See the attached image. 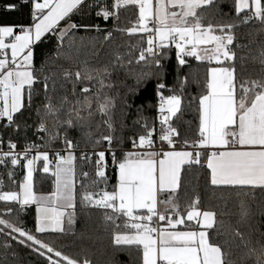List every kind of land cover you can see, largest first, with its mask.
Wrapping results in <instances>:
<instances>
[{
	"label": "snow or ice",
	"instance_id": "6c2138e0",
	"mask_svg": "<svg viewBox=\"0 0 264 264\" xmlns=\"http://www.w3.org/2000/svg\"><path fill=\"white\" fill-rule=\"evenodd\" d=\"M243 28L264 33V0H0V264H93L64 251L78 208L134 264H264V43L250 57Z\"/></svg>",
	"mask_w": 264,
	"mask_h": 264
},
{
	"label": "trees",
	"instance_id": "16d2710c",
	"mask_svg": "<svg viewBox=\"0 0 264 264\" xmlns=\"http://www.w3.org/2000/svg\"><path fill=\"white\" fill-rule=\"evenodd\" d=\"M224 11L229 10L228 4H224ZM105 26L102 23V27ZM83 34V33H81ZM238 37L241 38L242 42L248 43L249 41H254L251 47V56H255L258 54L259 47L262 43H264V33L258 32L256 28H243L239 29L237 32ZM136 43L134 39L132 41ZM108 49H105L102 58H107ZM81 58H87L91 63L96 62V58L90 54L88 49H85L81 53ZM192 68L195 69L197 67L198 62L193 58H187ZM170 64L175 65V55L174 52L170 54ZM248 68L251 70L253 68H258V64L253 65L251 58H249L247 62ZM188 66L186 65L184 68V72L187 73ZM203 74V69L201 68V75ZM191 79V78H190ZM167 81L169 86L173 83V72L170 70L169 75L167 76ZM190 91L195 94L197 91L196 85H190ZM149 96L154 95L153 93H149ZM151 102V101H150ZM139 103V101H137ZM149 115L153 116V112L149 113ZM192 114L185 115V121L192 120ZM183 124V122H181ZM187 127L186 124H183L181 131ZM6 145V144H5ZM2 171V169H0ZM39 175V174H38ZM191 179L190 191L188 193L189 196L194 195V191L191 189H195L196 187V179L194 175H190L188 177ZM5 182L7 183V177H3ZM114 183V181H113ZM202 183V181H201ZM45 191L48 190V186H45ZM208 201L205 200V205H207ZM219 203V201H216ZM252 205L254 212H259L261 210V205L264 204V199H262L261 194H256L255 201H249ZM233 211H235V201H232ZM35 211L34 208H29L25 211V213L21 216V220L23 222V226L28 229H34L35 222ZM255 219L260 220L259 216H256ZM74 230L77 233L76 237H62L66 242V247L64 251L72 256H82L87 255L89 259L93 261V264H134L135 256L131 255L127 252H119L114 249V246L111 245L110 232H106L103 228V218L100 214V210L95 209H77V217H76V225L74 226ZM227 230V227L226 229ZM48 239H52L53 236L49 234ZM18 256L16 257L15 264H42V261L39 257L31 254L27 249L17 248ZM2 255V253H0ZM11 260V256H9Z\"/></svg>",
	"mask_w": 264,
	"mask_h": 264
},
{
	"label": "built area",
	"instance_id": "2783aa9c",
	"mask_svg": "<svg viewBox=\"0 0 264 264\" xmlns=\"http://www.w3.org/2000/svg\"><path fill=\"white\" fill-rule=\"evenodd\" d=\"M173 52H174V55H175L174 49H173ZM153 116H155V113L154 112H153ZM4 147H5V150H6V145Z\"/></svg>",
	"mask_w": 264,
	"mask_h": 264
}]
</instances>
